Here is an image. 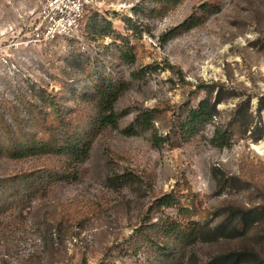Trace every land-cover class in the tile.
Here are the masks:
<instances>
[{
    "label": "rangeland",
    "instance_id": "obj_1",
    "mask_svg": "<svg viewBox=\"0 0 264 264\" xmlns=\"http://www.w3.org/2000/svg\"><path fill=\"white\" fill-rule=\"evenodd\" d=\"M95 1L78 30L51 40L38 36L46 0H0V119L12 121V108L26 118L28 102L43 113L54 105L67 115L78 104L90 113L78 91L93 92L104 72L128 83L115 105L118 126L98 133L78 177L0 212V264H200L245 247L264 256V0ZM194 15L206 16L165 39ZM123 36L134 62L120 57ZM201 83L224 97V124L251 98V125L238 127L229 146L210 142L212 124L190 140L179 134V120L210 95ZM151 108L154 125L139 127L137 114ZM44 162L2 155L0 176H46ZM167 193L175 203L160 206ZM233 206L252 219L257 212L248 232L186 240L164 230L192 220L215 229L231 221Z\"/></svg>",
    "mask_w": 264,
    "mask_h": 264
},
{
    "label": "trees",
    "instance_id": "obj_2",
    "mask_svg": "<svg viewBox=\"0 0 264 264\" xmlns=\"http://www.w3.org/2000/svg\"><path fill=\"white\" fill-rule=\"evenodd\" d=\"M181 1L160 0L159 3L169 2L176 5ZM208 4L206 3L203 7L206 13L209 11ZM205 16H191L166 34L165 39L177 32L180 27L190 28L199 24ZM108 23L111 25V22ZM126 23L129 30L135 29L131 17L127 18ZM122 39L125 44L119 46L121 59L134 62L136 59L134 47L130 44L128 37L123 36ZM97 79L92 83L93 92H77L80 99L88 101L92 105L90 113L82 110L80 104H78L79 108H75L67 115H62L54 105L50 112L43 113L35 105L36 103L28 102L26 118L20 114L18 108H12L10 110L12 121H5L4 117L0 119V156L16 159L43 158L47 172L46 176H42L41 171L35 170L0 176V212L8 211L22 199L47 189L50 182L76 179L78 177L77 166L90 157L98 133L108 126H118L120 114L116 112L115 105L128 87V83L115 79L105 72ZM198 87L207 89L210 95L191 107L186 116L179 120L178 129L181 138L190 140L202 126L212 124L214 130L210 142L219 148L229 146L238 127L248 129L251 125L253 118L251 98L248 96L246 100L236 103L232 117L224 124L220 119L221 110L219 108V104L225 101L224 97L221 94L212 96L211 86L205 83L199 84ZM263 106L264 103L258 107V111H261ZM156 111L158 110L151 108L140 112L135 118V123L139 127L151 128L154 125L153 119ZM260 138H262V134L255 140ZM231 179H225L221 184L227 186ZM158 201L160 206H171L175 203L171 193L164 194ZM251 212L252 210L248 208L233 206L228 216V221H231L221 223L215 229H211L209 225L205 227L201 222L192 220L189 225H181L179 222L166 223L164 230L166 233L175 234V239L194 240L200 237L206 239V235L219 239L227 233L226 231L230 233L248 232V227L252 225L250 222L254 223L257 214L253 210L252 219ZM248 260H252L250 264H264V256L255 248L247 247L230 249L200 264H244ZM97 264L111 263L101 261Z\"/></svg>",
    "mask_w": 264,
    "mask_h": 264
},
{
    "label": "built area",
    "instance_id": "obj_3",
    "mask_svg": "<svg viewBox=\"0 0 264 264\" xmlns=\"http://www.w3.org/2000/svg\"><path fill=\"white\" fill-rule=\"evenodd\" d=\"M95 0H46L41 10L38 36L54 40L78 30Z\"/></svg>",
    "mask_w": 264,
    "mask_h": 264
},
{
    "label": "bare ground",
    "instance_id": "obj_4",
    "mask_svg": "<svg viewBox=\"0 0 264 264\" xmlns=\"http://www.w3.org/2000/svg\"><path fill=\"white\" fill-rule=\"evenodd\" d=\"M254 146H255V148H257V149H258V148H260L262 145H261V146H259V145H255V144H254Z\"/></svg>",
    "mask_w": 264,
    "mask_h": 264
}]
</instances>
